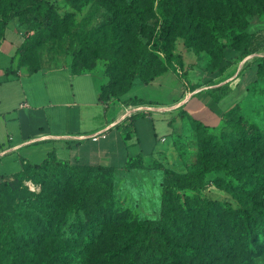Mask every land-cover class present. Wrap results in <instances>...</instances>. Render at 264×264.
Instances as JSON below:
<instances>
[{
	"label": "trees",
	"instance_id": "trees-1",
	"mask_svg": "<svg viewBox=\"0 0 264 264\" xmlns=\"http://www.w3.org/2000/svg\"><path fill=\"white\" fill-rule=\"evenodd\" d=\"M202 1L216 6L213 14L200 7L196 11L184 0H99L111 16L102 28V40L92 37V30L81 31V51L71 60V70L93 68L88 55L107 60L108 81L101 97L109 85L119 98L135 77L147 84L167 70L178 75L182 62L170 50L168 39L179 29L185 27L187 35L201 29L221 53L238 50V42L248 36L250 21L242 20L246 26L240 25L241 17L264 15V0ZM28 12L49 18L55 17L56 10L47 0H2L0 40L11 18ZM153 19L160 21L158 30L156 24H148ZM38 33L25 37L16 53L18 65L30 72L40 67L31 66L22 50H30ZM238 106L223 113L231 130L226 134L229 138L223 134L216 139L215 150L203 153L199 167L186 173L164 170L158 219H127L113 208L110 178L116 172L112 167L69 164L51 155L40 164H25L10 178H0V264H254L253 259L264 253V130L246 122L245 128L228 124ZM231 138L238 142V157ZM49 160L82 174L44 183L37 205L26 202L24 209V199L33 194L22 187V181ZM145 167L138 154L124 168ZM232 167L249 169L245 180L230 184L239 202L236 209L201 194L206 173ZM76 211H82L87 220L74 226L68 240L71 245L50 249L66 217Z\"/></svg>",
	"mask_w": 264,
	"mask_h": 264
},
{
	"label": "rangeland",
	"instance_id": "rangeland-1",
	"mask_svg": "<svg viewBox=\"0 0 264 264\" xmlns=\"http://www.w3.org/2000/svg\"><path fill=\"white\" fill-rule=\"evenodd\" d=\"M47 1L55 8V17L53 14L47 18L28 12L19 17H12L10 20L14 21L17 28L24 33V37L31 36L36 30H39L36 39L30 44V50H22L23 56H28L27 62L33 67L57 65L68 56L71 60L75 56L79 57L81 51L80 32L92 30V37L97 38L98 41L102 40V28L111 17L99 0ZM1 3L2 0H0ZM187 3L191 4L196 11L200 7L204 12H210V14H213L216 9L214 4L207 1L184 0V4L187 5ZM262 17L264 15L252 14L240 18V25L246 26L242 20H249L253 22V26L248 32L246 29L248 36L238 42V50L224 49L220 53L201 29L187 35L184 27L170 35L169 48L173 54L180 55L182 62L181 66H177L179 79L174 83V86H182L186 91H191L192 94L197 93V95H194L195 97L183 109L179 108L175 111L173 134L159 144L153 159L146 165L145 170L136 173L124 170L112 174L110 179L113 184V208L119 214L134 220L158 219L161 215V181L164 170L186 173L196 169L200 166L203 153L209 155V152L212 153L215 150L214 141L223 134L230 133L231 130L227 127L223 114H219L217 107L210 108L211 101L206 93L211 94L213 92L211 89L216 84H221V86L216 88L213 96L211 95L214 100L235 88V83L240 75L242 82L248 81L253 76L247 82L246 99L230 115L228 124L245 128L246 125L243 122H246V124H255L259 129L264 130V26L262 25L264 19ZM159 23L160 21L155 19L148 22L151 27L156 24L155 30H158ZM234 28L238 29L236 26ZM137 38L142 39L139 34H137ZM81 53H85V51ZM88 56L91 66L98 65L104 68L107 66V60ZM258 66H260L259 77ZM189 69L196 72L194 73L196 78L194 77L195 80L193 79L194 83L192 84L189 83V77L192 75L190 74L188 78L185 77ZM205 70L212 75L208 80L200 77L201 72L203 74ZM151 95L167 99L165 93ZM239 99L240 96L236 92L231 93L227 101L218 108L222 111L225 107L228 111L230 108L227 107L230 103ZM103 100L107 104H114L123 110V113L130 108L129 105H132V102L120 100L115 96L114 90H111L109 85L104 92ZM198 122L201 126L197 125ZM225 138L229 137L226 135ZM208 141L209 144H207ZM232 143L236 149L237 157L240 156L238 142L233 139ZM248 172V168L235 167L209 171L205 174L201 194L210 201L227 203L233 209L239 208V202L233 196L230 184L241 183L247 178ZM80 174L82 172L70 171L68 166L49 160L40 166L38 171L30 172L29 178L22 181V187L33 196L29 199L25 198L24 205L21 206H25L24 209H26V202H33L35 207L37 205L35 201L41 195L44 183L46 185L50 182L60 183L68 176L77 178L80 177ZM171 206L175 212L177 209L175 200H172ZM86 220L82 211H76L67 216L60 237L56 239L52 247H48L53 249V247L59 248L63 245L70 246L68 240L75 233L74 226L79 222L85 224ZM253 262L254 264H264V253L253 259Z\"/></svg>",
	"mask_w": 264,
	"mask_h": 264
},
{
	"label": "crops",
	"instance_id": "crops-1",
	"mask_svg": "<svg viewBox=\"0 0 264 264\" xmlns=\"http://www.w3.org/2000/svg\"><path fill=\"white\" fill-rule=\"evenodd\" d=\"M252 26L251 21L248 31ZM24 38L10 21L0 40V178H10L25 164H40L51 155L69 164L112 167L119 173L125 170L129 158L141 154L146 166L159 144L173 134L175 111L197 95L182 86L175 87L179 76L171 70L147 84L135 77L119 99L138 102L131 103V111L123 114L101 97V88L108 81L103 66L75 73L68 56L57 65L30 72L27 66L18 65L16 58ZM194 73L189 69L185 74L187 78L192 75L190 84L194 83ZM211 76L206 70L200 74L205 80ZM241 77L235 88L215 100L213 93L221 84L213 86V92L206 93L210 108L217 107L223 114L225 107L222 111L218 107L234 92L240 99L227 108L241 104L253 76L244 82ZM158 93H165L167 99L151 95Z\"/></svg>",
	"mask_w": 264,
	"mask_h": 264
},
{
	"label": "bare ground",
	"instance_id": "bare-ground-1",
	"mask_svg": "<svg viewBox=\"0 0 264 264\" xmlns=\"http://www.w3.org/2000/svg\"><path fill=\"white\" fill-rule=\"evenodd\" d=\"M259 54V53H258ZM144 108H147V109H152V110H165V108H158V107H147V106H144ZM123 111V110H122ZM131 111V109L129 108V109H126L125 110V113H123V114H127V113H129ZM124 112V111H123Z\"/></svg>",
	"mask_w": 264,
	"mask_h": 264
}]
</instances>
